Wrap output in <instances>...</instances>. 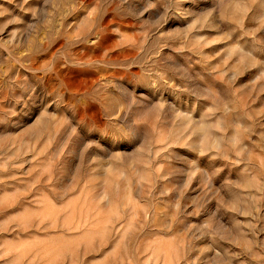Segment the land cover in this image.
I'll return each mask as SVG.
<instances>
[{"label": "rangeland", "instance_id": "rangeland-1", "mask_svg": "<svg viewBox=\"0 0 264 264\" xmlns=\"http://www.w3.org/2000/svg\"><path fill=\"white\" fill-rule=\"evenodd\" d=\"M0 264H264V0H0Z\"/></svg>", "mask_w": 264, "mask_h": 264}]
</instances>
